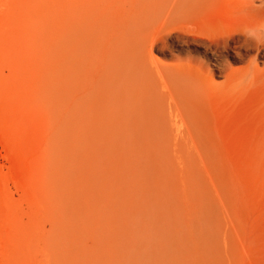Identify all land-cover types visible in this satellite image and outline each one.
<instances>
[{"label": "rangeland", "instance_id": "rangeland-1", "mask_svg": "<svg viewBox=\"0 0 264 264\" xmlns=\"http://www.w3.org/2000/svg\"><path fill=\"white\" fill-rule=\"evenodd\" d=\"M0 264H264V0H0Z\"/></svg>", "mask_w": 264, "mask_h": 264}]
</instances>
